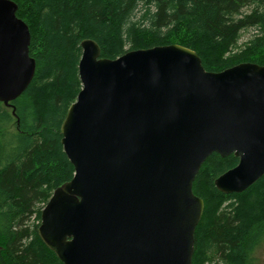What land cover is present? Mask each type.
<instances>
[{"label": "water", "instance_id": "1", "mask_svg": "<svg viewBox=\"0 0 264 264\" xmlns=\"http://www.w3.org/2000/svg\"><path fill=\"white\" fill-rule=\"evenodd\" d=\"M16 11L0 0V103L13 113L35 72ZM80 48L81 89L60 127L74 174L41 210L38 236L62 264H192L202 163L238 159L214 181L225 195L264 175V66L208 72L175 44L113 60L92 40Z\"/></svg>", "mask_w": 264, "mask_h": 264}, {"label": "trees", "instance_id": "2", "mask_svg": "<svg viewBox=\"0 0 264 264\" xmlns=\"http://www.w3.org/2000/svg\"><path fill=\"white\" fill-rule=\"evenodd\" d=\"M30 33L35 72L12 107L0 103V264H62L37 234L40 213L74 169L60 127L81 89L80 43L100 57L166 45L194 51L208 72L264 66V0H10ZM238 163L211 154L192 192L203 202L192 264H258L264 246V175L242 193L214 181Z\"/></svg>", "mask_w": 264, "mask_h": 264}, {"label": "rangeland", "instance_id": "3", "mask_svg": "<svg viewBox=\"0 0 264 264\" xmlns=\"http://www.w3.org/2000/svg\"><path fill=\"white\" fill-rule=\"evenodd\" d=\"M254 257L257 259L258 264H263L264 261V246H260L254 253Z\"/></svg>", "mask_w": 264, "mask_h": 264}]
</instances>
